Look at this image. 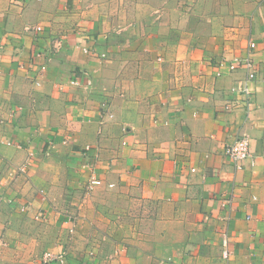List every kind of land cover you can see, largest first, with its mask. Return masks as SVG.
I'll use <instances>...</instances> for the list:
<instances>
[{
    "label": "crops",
    "instance_id": "crops-1",
    "mask_svg": "<svg viewBox=\"0 0 264 264\" xmlns=\"http://www.w3.org/2000/svg\"><path fill=\"white\" fill-rule=\"evenodd\" d=\"M263 79L264 0H0V264H264Z\"/></svg>",
    "mask_w": 264,
    "mask_h": 264
},
{
    "label": "built area",
    "instance_id": "built-area-1",
    "mask_svg": "<svg viewBox=\"0 0 264 264\" xmlns=\"http://www.w3.org/2000/svg\"><path fill=\"white\" fill-rule=\"evenodd\" d=\"M38 30H40L39 28H37ZM249 49L252 50L255 45L253 43L249 44ZM87 51V50H85ZM103 57V55L101 56ZM216 66L218 68L221 67H225L228 72H234L238 69H243L245 70L246 73V81L244 86L242 87L241 93L244 96H249V88H248V83L252 82L253 80H256L259 77V70L255 64V62L252 60V57L250 54H247L245 57H238L235 56L233 57L230 62H228L227 64L221 60L218 63H216ZM45 67L41 66L40 70H44ZM217 76H219V72H217L216 74ZM264 82V79H263ZM70 85L72 86H81L82 83L78 80V79H74L71 80ZM86 86H90L91 83L89 81H87V83L85 84ZM250 138L247 135H242L240 137H238L234 142H232L231 144H227L224 149H223V153L224 155L229 158L237 167L240 166V164H242L243 161L247 160L248 158H250L251 154H250ZM100 180H97L94 177H91L86 184V192H93L94 189L100 185ZM74 228H75V220L72 219L70 222V227L68 229V233L69 234H73L74 232ZM227 237L226 234H223L222 236V246H223V254L225 255V257L228 256V249H227ZM59 263V264H64L65 263V256L64 253H53L50 251H47L43 254L42 256V263L43 264H51V263Z\"/></svg>",
    "mask_w": 264,
    "mask_h": 264
},
{
    "label": "rangeland",
    "instance_id": "rangeland-1",
    "mask_svg": "<svg viewBox=\"0 0 264 264\" xmlns=\"http://www.w3.org/2000/svg\"><path fill=\"white\" fill-rule=\"evenodd\" d=\"M94 192V191H93ZM93 192H88L87 196H92ZM87 196H83L82 199H84ZM122 199V198H121ZM108 199L112 202V205L103 204V208L99 213V216L102 220H106V215H115L117 218V222H119L118 226L121 225H132L134 227V223H128L127 220L135 219V215L137 214V207H134L135 205L131 206L126 199ZM112 210V212H111ZM116 211V212H115ZM115 212V213H114ZM125 222V223H124ZM102 224L104 225L103 221ZM107 224V223H106ZM104 229V227H102Z\"/></svg>",
    "mask_w": 264,
    "mask_h": 264
}]
</instances>
